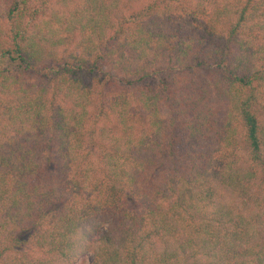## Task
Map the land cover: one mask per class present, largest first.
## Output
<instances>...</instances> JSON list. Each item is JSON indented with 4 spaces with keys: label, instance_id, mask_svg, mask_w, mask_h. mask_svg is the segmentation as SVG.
Wrapping results in <instances>:
<instances>
[{
    "label": "trees",
    "instance_id": "16d2710c",
    "mask_svg": "<svg viewBox=\"0 0 264 264\" xmlns=\"http://www.w3.org/2000/svg\"><path fill=\"white\" fill-rule=\"evenodd\" d=\"M77 263L264 264V0H0V264Z\"/></svg>",
    "mask_w": 264,
    "mask_h": 264
},
{
    "label": "rangeland",
    "instance_id": "374dc122",
    "mask_svg": "<svg viewBox=\"0 0 264 264\" xmlns=\"http://www.w3.org/2000/svg\"><path fill=\"white\" fill-rule=\"evenodd\" d=\"M91 257H92V254L88 253V254L85 255V260L88 262V261H90Z\"/></svg>",
    "mask_w": 264,
    "mask_h": 264
}]
</instances>
